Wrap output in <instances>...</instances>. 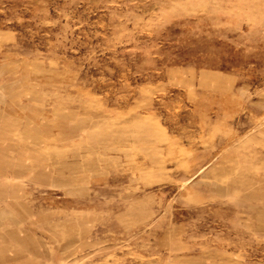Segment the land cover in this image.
<instances>
[{
    "label": "rangeland",
    "instance_id": "obj_1",
    "mask_svg": "<svg viewBox=\"0 0 264 264\" xmlns=\"http://www.w3.org/2000/svg\"><path fill=\"white\" fill-rule=\"evenodd\" d=\"M0 264H264V0H0Z\"/></svg>",
    "mask_w": 264,
    "mask_h": 264
}]
</instances>
